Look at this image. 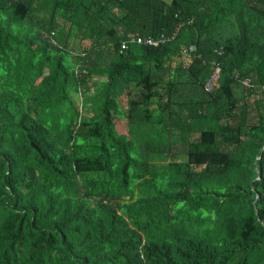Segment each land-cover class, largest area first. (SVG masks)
<instances>
[{
    "label": "trees",
    "instance_id": "obj_1",
    "mask_svg": "<svg viewBox=\"0 0 264 264\" xmlns=\"http://www.w3.org/2000/svg\"><path fill=\"white\" fill-rule=\"evenodd\" d=\"M262 87L264 0H0V264H264Z\"/></svg>",
    "mask_w": 264,
    "mask_h": 264
},
{
    "label": "built area",
    "instance_id": "obj_2",
    "mask_svg": "<svg viewBox=\"0 0 264 264\" xmlns=\"http://www.w3.org/2000/svg\"><path fill=\"white\" fill-rule=\"evenodd\" d=\"M137 41H138V42H142L141 39H138ZM144 42L147 43V44H149V45H153V46H157V45L159 44L158 42H154V41H152L151 39H145ZM160 43H165V39H162V40L160 41ZM190 51H191V47H190L188 50L183 51V55H184V58H185L186 60H189V59H190V57H189V53H190ZM213 66H214V69H213V74H212V80L208 81V83L206 84L207 87L213 85L214 81L216 80L215 76H216V75L218 74V72H219V67H218V65H215V64H214ZM261 90L264 91V87H262Z\"/></svg>",
    "mask_w": 264,
    "mask_h": 264
},
{
    "label": "clouds",
    "instance_id": "obj_3",
    "mask_svg": "<svg viewBox=\"0 0 264 264\" xmlns=\"http://www.w3.org/2000/svg\"><path fill=\"white\" fill-rule=\"evenodd\" d=\"M138 39H141L142 42H138L137 41ZM145 39H150V38L148 36L143 35V34H139V35H136L135 38H133L131 41H135L139 45H145V44L146 45H149V44H147V43L144 42ZM149 46H153V45H149ZM124 47H125V45H122V48H124ZM181 59L185 62V64H189L190 61H191V57H190L189 60H186L184 58V55L181 57Z\"/></svg>",
    "mask_w": 264,
    "mask_h": 264
},
{
    "label": "rangeland",
    "instance_id": "obj_4",
    "mask_svg": "<svg viewBox=\"0 0 264 264\" xmlns=\"http://www.w3.org/2000/svg\"><path fill=\"white\" fill-rule=\"evenodd\" d=\"M169 1V0H167ZM117 128L120 130V131H124L125 128V121L121 120L117 123Z\"/></svg>",
    "mask_w": 264,
    "mask_h": 264
}]
</instances>
